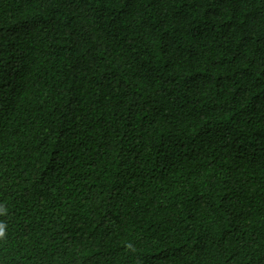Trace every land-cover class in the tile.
I'll list each match as a JSON object with an SVG mask.
<instances>
[{
	"label": "trees",
	"instance_id": "trees-1",
	"mask_svg": "<svg viewBox=\"0 0 264 264\" xmlns=\"http://www.w3.org/2000/svg\"><path fill=\"white\" fill-rule=\"evenodd\" d=\"M0 264H264V0H0Z\"/></svg>",
	"mask_w": 264,
	"mask_h": 264
},
{
	"label": "clouds",
	"instance_id": "clouds-1",
	"mask_svg": "<svg viewBox=\"0 0 264 264\" xmlns=\"http://www.w3.org/2000/svg\"><path fill=\"white\" fill-rule=\"evenodd\" d=\"M4 210L0 208V212H3ZM5 236V226L3 224H0V238H3Z\"/></svg>",
	"mask_w": 264,
	"mask_h": 264
}]
</instances>
